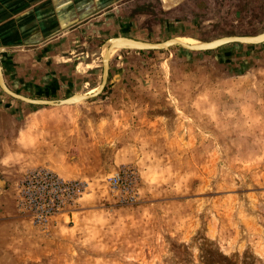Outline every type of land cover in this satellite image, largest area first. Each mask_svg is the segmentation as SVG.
<instances>
[{"label":"rangeland","instance_id":"374dc122","mask_svg":"<svg viewBox=\"0 0 264 264\" xmlns=\"http://www.w3.org/2000/svg\"><path fill=\"white\" fill-rule=\"evenodd\" d=\"M87 1L64 25L55 0H25L21 15L10 4L0 29L8 88L46 99L85 93L100 80L104 41L116 37L206 41L264 30V0ZM33 4L51 17L34 40ZM0 93V264H264V40L117 49L104 90L67 103L108 115L97 130L84 116ZM122 164L137 173L131 203L105 182ZM39 167L86 183L45 228L16 200V183Z\"/></svg>","mask_w":264,"mask_h":264},{"label":"built area","instance_id":"2783aa9c","mask_svg":"<svg viewBox=\"0 0 264 264\" xmlns=\"http://www.w3.org/2000/svg\"><path fill=\"white\" fill-rule=\"evenodd\" d=\"M137 173L130 165H119L105 177L107 188L119 202L131 203L137 197ZM84 181L63 178L48 168H32L16 183L17 208L32 223L45 228L51 218L64 212L85 188Z\"/></svg>","mask_w":264,"mask_h":264},{"label":"crops","instance_id":"0c3cea01","mask_svg":"<svg viewBox=\"0 0 264 264\" xmlns=\"http://www.w3.org/2000/svg\"><path fill=\"white\" fill-rule=\"evenodd\" d=\"M24 2H25V0H0V29L3 27H6V29H7L8 23H9L8 21L10 18L13 17L12 15H10V11H12V10H10V4L16 3L17 7L15 10V13H16V15H21L24 11V7H23ZM74 3H76V4L79 3V4L76 7H74L73 6ZM83 3H85V4L79 6L80 4H83ZM87 3H88L87 0L86 1L85 0H55L54 5H53V7H54L53 18L58 20L60 25L70 23V22H72L73 18H78V17H81L84 15L83 11L87 10L86 9ZM69 7H70V9H67ZM78 9H81V10L78 11ZM31 15H30V17L36 23L37 26L32 28V31L28 32V33L32 34L33 40L36 38L39 39L41 33L44 31V29H46V27H45L46 25H43V23H42V25L44 27L41 26V20L42 19L43 20L49 19L51 17L46 18V17L42 16L40 5L37 6L35 4H33V10H32ZM6 29H5V32H2L5 35L4 39H6V37L9 35V33H7ZM59 32L60 31H57L56 33L58 34ZM41 48H42L41 43H39L38 46H36L34 48V50H40ZM50 48H51V46H50ZM4 49L5 48L0 46V66H3L2 59L4 57V52H3ZM1 78H2L3 82L6 84L5 76L1 75ZM79 93L80 92L74 93V94H79ZM0 98H2L1 93H0ZM30 98H37V97H30ZM44 99H46V98H44ZM83 101H85V100H83ZM96 108H99V107H96ZM96 108H94V106L80 108L78 106L72 107L71 104H60V105L49 106L48 109H51V110H45V108H43V110L52 111L50 113H54V115H57L58 113L60 114L61 112H64L65 114H69L68 120L69 119L74 120V117H73L74 114H76V118H80V120H81V117L84 116L83 119L86 120V123L88 124L87 120H91L93 122V125H95L94 129L97 130L99 128L100 119L108 118V115L107 116H106V114L102 115L100 112H98L99 110ZM91 109H93V110L91 111ZM40 110H41L40 108H36L35 110H33L34 111V112H32V114L34 115L33 117H35L37 114L39 115L41 112ZM91 112H92V115H90ZM63 116L65 117V115H63ZM87 116H89L88 117L89 119L87 118ZM53 124H56V123H53ZM75 125H76V129H78V123H73V122L69 123L68 122V127H72V129H73V127H75ZM60 223L63 224V222H61V221H60ZM58 224H59V222H55V226H57Z\"/></svg>","mask_w":264,"mask_h":264},{"label":"water","instance_id":"95a60500","mask_svg":"<svg viewBox=\"0 0 264 264\" xmlns=\"http://www.w3.org/2000/svg\"><path fill=\"white\" fill-rule=\"evenodd\" d=\"M260 38L262 39L257 40ZM262 40H264V30L256 34L250 35V36L223 35V36H219L216 38H212L210 40L202 41V44L200 45H189V44L176 40L175 37H169L159 42H147V43L136 44V45L120 44L118 45L117 49L158 50V49L163 48L161 44H167V46L177 45L189 51H204V50H209L219 44L226 43V42L240 43V44H252L255 42L262 41ZM110 50H111L110 46L106 47L104 54L100 57V62H101L100 80L97 84L96 90L92 93L72 94L70 96H67L61 99L30 98V97L24 96L8 88L4 84L1 78V75H0V90L4 94L10 96L11 98L17 99L25 103L38 104V105L39 104L40 105H51V106L57 105V104H66L73 100H87V99L96 97L99 93H101L106 83V79L108 75V58L107 57H108V54L110 53Z\"/></svg>","mask_w":264,"mask_h":264},{"label":"bare ground","instance_id":"6f19581e","mask_svg":"<svg viewBox=\"0 0 264 264\" xmlns=\"http://www.w3.org/2000/svg\"><path fill=\"white\" fill-rule=\"evenodd\" d=\"M175 39L180 41V42L189 44V45H200V44H202V41L191 38V37H187V36H175ZM261 39L262 38L257 39V40H261ZM120 44H126V45H133L134 44V45H136V44H142V43H139L138 41H135L133 39L126 38V37H116L114 39L107 40L103 43L102 50H101V56L104 54L106 47L110 46L111 50H110V53L108 54V57H107L109 59L110 57H112L114 52L117 50L118 45H120ZM161 46L166 47L167 44H161ZM96 88H97V86L93 87L92 89H90L89 91H87L85 93H92L96 90ZM69 103H73V102H69ZM57 105H59V104H57Z\"/></svg>","mask_w":264,"mask_h":264},{"label":"trees","instance_id":"16d2710c","mask_svg":"<svg viewBox=\"0 0 264 264\" xmlns=\"http://www.w3.org/2000/svg\"><path fill=\"white\" fill-rule=\"evenodd\" d=\"M140 51H141V50H139V52H140ZM148 51H150V50H148ZM104 88H105V86L103 87L102 91L104 90ZM102 91H101V92H102ZM15 92H17V91H15ZM17 93H18V92H17Z\"/></svg>","mask_w":264,"mask_h":264}]
</instances>
